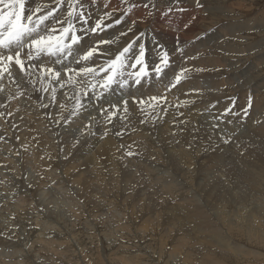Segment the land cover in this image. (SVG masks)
I'll return each instance as SVG.
<instances>
[{
    "label": "snow or ice",
    "instance_id": "1",
    "mask_svg": "<svg viewBox=\"0 0 264 264\" xmlns=\"http://www.w3.org/2000/svg\"><path fill=\"white\" fill-rule=\"evenodd\" d=\"M35 2L0 0V101H3L0 120L4 122L0 144L11 141L13 147L8 149L11 155L23 161L40 150L47 135L56 138L57 155L63 154L62 158L67 160L74 151H83L89 138L98 133L102 139L111 136L127 139V133H135L139 126L159 131L169 123L174 126L167 133L172 138L170 143H180L177 137L187 134L191 137L187 147H194L201 127L185 117L181 108H194L206 95L223 93L232 87L227 83L214 89L191 85L198 76L224 71L198 66L196 62L205 53L189 55L214 31L212 28L201 29L191 41L182 40L180 35L193 31L199 19L198 15L189 14L188 6L191 5L192 13H197L208 7V0H105L102 9H94L88 0H50L32 7ZM96 3L97 0H91L92 5ZM186 15L189 18L181 19L182 26L173 27L177 17ZM223 55L235 59L245 53ZM10 85L15 86L14 91L9 90ZM173 94L191 98L173 103L169 99ZM25 97L35 105V115H21L20 109H12L13 102ZM255 100L249 91L243 105L239 104L238 95L226 97L224 102L228 106L222 110L218 109L220 100L208 103L202 112L208 113L212 134L203 143L202 151L223 152L235 146L243 156L261 148L252 139L247 142L241 139L247 131L246 121H252L256 112ZM137 105V124L133 126L130 108ZM202 112L197 110V114ZM259 116L254 121L257 127L264 126V105ZM33 124L40 125L43 131L32 127ZM68 143L71 149L67 148ZM116 150L120 153L117 159L126 164L143 158L142 151L125 143L117 145ZM56 158L45 145L40 161ZM0 168L6 173L0 185H14L10 194L23 190L22 186L34 188L30 176L24 172L17 173L6 163H0ZM51 168L49 163L36 175L43 179V173ZM137 186L139 182L130 188ZM3 197L0 194V199ZM38 211L43 212V208ZM21 227L15 214L8 215L4 228L0 229V240L22 239L18 235ZM29 227L39 225L29 221Z\"/></svg>",
    "mask_w": 264,
    "mask_h": 264
},
{
    "label": "bare ground",
    "instance_id": "2",
    "mask_svg": "<svg viewBox=\"0 0 264 264\" xmlns=\"http://www.w3.org/2000/svg\"><path fill=\"white\" fill-rule=\"evenodd\" d=\"M240 1L241 0H238L237 2ZM97 2L100 9H102L104 7L105 0H97ZM47 3H50V0H39L38 2V4ZM88 3L91 4V0H88ZM242 4H239L240 6L236 8L239 11L236 10L237 12L234 13L230 10L231 6L229 4H225L223 0H208V7L205 10L197 13H192L191 5L188 6L189 14H196L198 15L199 19L197 20L196 28L193 29V31L180 34L182 40H193L194 36L200 34L201 29L207 30L212 28L214 30L208 33L207 37L202 43L197 44L195 51H189V55H195L196 52L205 53L204 57L196 62L198 66L217 67L224 69V71H221L218 75H206L203 78L198 76L191 82V85L196 88H200L201 85H206L207 87L213 89L222 87V85L225 83L232 85V87H230L226 92H213L209 95H206L204 97V101L202 103H197L194 108L191 106H188L187 108H181V111L185 112V117H188L193 122H195L197 127H201V131L197 135V139L193 142V148L190 149L186 145V142L191 139V137L187 134H181L177 137L180 143H170L172 138L171 136L167 135V133L170 130H174V126L169 123L165 124V126L159 131H150L147 127L139 126L135 133H132L131 131L127 133V139L116 138L114 136L102 139L98 133L95 138H89L87 146L83 151H74L72 156H70L67 160H64L62 158L63 154L59 156L57 155L56 144L54 143L56 138L45 135L43 137V143L40 145V150L34 151L30 156L24 158V160H29L33 163L27 162L25 167L22 166L23 169L19 168L17 165H21V161H15L17 158L13 160L12 158L15 156H11V154L10 157L12 158H7L6 163L10 167H14L17 173H20L18 170L19 168L22 169V171L20 170L21 172L26 171V174L29 176H33V170L40 171L41 167H47V165L51 163V170L43 173L45 183L51 182V180H53L49 179V176L45 175H50L52 178L53 176L51 175L54 174L53 168L55 167L58 169L59 167V169L62 170V173L59 174H62V176L64 175L63 179L61 176L62 181L65 182L64 184L68 185L70 192L73 187H76V194H74L75 192H73V190L72 198H70L71 200L68 203H64V201L62 203L59 202L58 200H60V198L56 200V196V198L54 197V199H52V195L50 196L49 193L45 192L48 187L44 191L42 185L44 182H41L40 178L38 177V182L32 191L29 189V192L26 194H20L18 195L19 197L15 196L17 202L10 205L8 213H13V211L18 209V219L20 220L17 221L24 220L26 218L27 212L29 210L32 211L26 207L30 206L29 204L32 203L35 193H38L37 191H39L40 193L38 194L41 195L40 200L38 199L39 196L37 200L41 201L46 206L51 204L49 210H51L52 214L56 212L52 211V209L55 208L58 211L59 209L57 205L60 204L61 206L59 207H62L63 210L65 209V211L62 210V212H66V209L69 210L70 208L75 213L76 217L79 218V220H82L84 215L90 214L91 217L95 216L98 218L95 214V212L98 210L97 208H102V203L107 201L108 203L112 204V207L125 210V213H123L122 216L127 218L125 219L126 221L130 220V223H132L127 224L125 221L120 219L122 224L119 225V229H116L114 232L120 231L119 236L121 241H123L126 237L125 231L128 229L127 227L142 225V223H139L141 220L136 216L138 212L141 213L143 218L145 217L144 222H150L160 226L162 229V235L159 243H151L152 237H148V240L145 239L143 242L148 244L146 248L150 250L146 251L147 258L153 260L154 264H160V261H162V259L160 260L161 257H169L171 259H176L177 257L178 261L176 264H221L227 259L234 262V264H248L249 261L242 255L245 252H243L240 247L236 246V242H234L233 235L236 232L234 231L233 234H230L228 228H225L228 225L236 224L239 228H241L243 232L242 236H245L246 240H248L251 245L258 242L264 243V209L263 211L261 209H259L261 211L254 210L251 213H239V209L241 208L240 204H242L240 197L244 198V196H246L242 191H240V197H237L236 200L232 201L235 203V208L238 209V213L233 216V218L227 219V209L229 207V203L231 202V200H226V197L230 198V196L227 195L229 194L228 186L236 184L227 178H231L236 182L238 180L245 179L248 182L245 184H247V186H251L249 188L264 193V173L261 176H254L255 170H264V126L257 127L254 122L256 119L261 118L259 116V111H261L262 105H264V9L260 10L254 15L252 14V16H249L247 19H245L243 15L249 9L252 11V8L249 6L250 4L243 6ZM234 5H236V3H234ZM205 11H207V15L204 14ZM188 18V15L183 18L177 17L176 23L173 25V27L182 26L181 19L186 21ZM228 18H230V21L225 25L223 20ZM214 22H216L217 25L214 26ZM252 29H256V31L249 33V31L251 32ZM254 35L259 36L258 42L249 41L255 37ZM231 37H236V39H231ZM168 39L171 40V37ZM188 47L191 48V45ZM224 52H243L245 55H238L235 59H233L230 55H223ZM5 83H7V81H5ZM14 89V85L9 86V90L14 91ZM184 91H188V86L185 87ZM249 91H251L256 97V112L253 113L252 121H246L248 124L247 131L244 132V136L241 137V139H243L245 142H247L249 139H252L254 142L261 144V148L249 151L243 156L238 154L235 146L228 148L223 152L212 153L202 151L203 143L206 142L207 137L212 134L209 129L208 113L202 112L203 108L212 101L220 100L221 103L218 105V109L222 110L228 105L224 102L225 100H222L221 98L225 97V95L229 93L238 95L239 104L243 105L245 103L246 94ZM189 98L191 97H185L177 94H173V96L169 97L173 103L178 102L179 99ZM22 99H25V103H22V101H20L21 103L13 102L12 109H20L21 115H26L27 113H32L35 115V105L32 104V101H29L26 97ZM34 99L35 96L33 97V100ZM0 103L2 102L0 101ZM197 110H201L202 115L197 114ZM138 112V105L135 107V109L130 108L133 126H136L137 124ZM189 113H191L190 117ZM26 118L30 119V117L27 116ZM168 119L171 120V117H168ZM3 127V120H0V128ZM32 127L40 128L41 132L43 131L42 127L38 124H33ZM189 127H191V125H189ZM0 132H2V130ZM133 141H135V143H133ZM121 143L131 145L133 150L138 149L139 151L143 152V158L138 159L141 164H134L135 160L131 161L129 164H126L117 159L120 153H118L116 149L117 145ZM7 145H12L13 147L12 142L8 143ZM45 145H47V151L51 152L53 156H56V159L52 161H40L39 157L45 150ZM66 146L67 148L71 149L70 143H68ZM6 149L7 148H5V151ZM1 152L2 151H0V153ZM234 152H236V154ZM4 154L1 153L0 156L3 155L4 157ZM152 156H155L156 159H150ZM23 163H25V161ZM137 163L139 162L137 161ZM219 163L223 164L224 167H217ZM124 164H126L125 167H123ZM152 164H161L167 168L165 167L164 170H159L154 165L150 166ZM132 166H135L134 168L136 169L131 170L130 168ZM30 169H32V171H30ZM213 171H216L217 173L212 175L213 178H209V175L213 173ZM136 173H140L141 175L137 176ZM226 174L227 176H225V183L227 188L220 186L221 182L219 181L222 178L220 176H224ZM244 174L249 175L243 176ZM195 175L207 176L205 180L210 184L207 185L206 181L201 182L200 185L193 186L194 188L190 187L191 190L189 187H187V189L182 192L180 186H176L174 180L166 178L167 176H182L185 183L190 185L193 179L192 176ZM142 177H147V179H142ZM44 178L42 181H44ZM71 181L76 186L71 185ZM137 182H139V186L130 188V185L136 184ZM119 185L124 188H120ZM4 187H6V185H4ZM22 188L25 189V186H22ZM54 188L56 189V186ZM0 191H2V189ZM117 193H120L122 197L124 196V199L121 202L116 198ZM184 193H190L189 197L180 196ZM58 194L59 193H57V195ZM176 199L178 202H174ZM161 201H163V203H161ZM57 202L59 203L57 204ZM27 204L28 206H26ZM43 204L39 206L42 207ZM204 205L213 209V213L207 212L211 219L213 215H216L217 218L221 217L224 220L222 226L219 227L225 234H222L221 231H213L209 223V217L204 214ZM34 206L33 209L35 208L34 212H36L37 208ZM39 206L38 208H40ZM84 209H87L88 213ZM242 209L243 208H241V210ZM44 212L46 213L47 210H44ZM38 215L41 216V214L37 213V216ZM56 217L58 218V216ZM61 218L63 219L64 217L61 216ZM96 218H89L90 222L85 220L83 224H87V227L89 224L93 226L97 220ZM108 221L106 220L107 225H109ZM40 222L41 221L39 220L34 223L32 221V224L39 225L40 227ZM44 222L45 221H43V223ZM77 222L79 223V221ZM186 222L189 223V225H186ZM45 226L47 225L45 224ZM123 226L126 227V229L122 232L121 229ZM216 227H218V225ZM41 230L42 229L40 227L37 229V232L41 234L40 232L44 231ZM140 230L142 233H144L143 229ZM91 234L93 233L91 232ZM41 238L42 237H39V247L51 255V262L53 264L55 262V258L57 260H63V262H66V264L70 261V259L66 260L65 258L67 254L65 251L69 247L68 242L59 240L57 244H54L56 241H58V239H46L45 237L42 239ZM167 240L171 241L170 244H168L169 241L167 242ZM96 242L97 244L99 243L98 241ZM124 243L125 242H123V244L119 245L118 247L116 246L114 251L110 254V262L112 264H133L130 260H128L129 256H122V253L124 252L123 248H125ZM3 244L5 243L3 242ZM62 244L65 245L62 246ZM100 246L103 248L102 242L100 243ZM97 247H99V245ZM11 251H13V254L16 253L14 248H12ZM71 252L73 254L74 251L71 250ZM8 254L9 251H4V249L0 246V255H2L5 260H8ZM96 254V257L89 256V258L91 257L93 260L88 259V255L86 253L83 255L87 257L90 264L108 263L107 260L103 259L99 248L97 249ZM114 255L116 256L114 257ZM114 259L116 260L114 261ZM11 261L12 264H16L14 258ZM172 264H174V262Z\"/></svg>",
    "mask_w": 264,
    "mask_h": 264
},
{
    "label": "rangeland",
    "instance_id": "3",
    "mask_svg": "<svg viewBox=\"0 0 264 264\" xmlns=\"http://www.w3.org/2000/svg\"><path fill=\"white\" fill-rule=\"evenodd\" d=\"M223 1H224L225 4H227V5L229 4L231 6L230 10L233 13L239 11L236 8L238 6H240L242 3H243L242 6L250 4L249 6H251L252 11H250V9H249L247 12H245V14L243 15L245 17V19H247V17H249V16H252V14L254 15V14L258 13L260 10L264 9V0H241L240 2H237L238 0L237 1L236 0H223ZM38 2H39V0H37L32 5V7H35V6L39 5ZM233 2L236 3L237 6L234 5ZM89 5H91V4H89ZM91 6L94 9L95 8H100L99 5H98V2L95 5H91ZM229 21H230V18L224 19L223 23L226 25V23L229 22ZM213 25L214 26L217 25L216 22H214ZM249 33H252V32L249 31ZM254 36L255 37H253L249 41L258 42L259 41V36L258 35H254ZM232 95H236V94L229 93V94L225 95V97H222L221 99L225 100L226 97L232 96ZM24 100L20 99L19 103H21L20 101H22V103L23 102L25 103ZM1 102H3V101H1ZM100 127H103V125H101ZM2 129L3 128H0V131ZM10 147L12 148V145L9 146L7 144H0V149H3V151L1 153H3V154L5 153L7 155V157H6L5 154H4V157H3V155L0 156V159H1L0 163H6L7 158H12V157H10L9 151H7ZM5 148H7L6 151H5ZM234 153L236 154V152H234ZM11 156H14V155H11ZM3 158H4V160H3ZM15 158L16 157H14L12 159L14 160ZM235 158H236V156H235ZM138 159L135 160L134 164H141V162ZM15 161H19V160L15 159ZM24 161H25V163H23ZM137 161L139 163H137ZM27 162L30 163L32 161L23 160V161L20 162L21 165H17V166L19 168L23 169L22 166L25 167L27 165ZM29 163H28V165H29ZM23 164H25V165H23ZM153 165L155 167H157L159 170H164V168L166 167V166H163L161 164H152L150 166H153ZM125 166H126V164H124L123 167H125ZM132 167L130 168L131 170L132 169L133 170L136 169V168H134L135 166H132ZM217 167L221 168V167H224V166H223V164L219 163ZM19 168H18V170H19V172H21L22 169H19ZM1 169H3V168H0V170ZM53 170H54V174L51 175V176H53L57 180V182H56V180L53 177L51 178L50 175L46 174L45 176H49V179H53V180H51L52 183L51 182L45 183V178H44V181H42V179H40L41 182H44L42 184L43 185V190L45 191V189L48 187L45 192L49 193L50 196L52 195L51 196L52 199H54V197L56 196L57 197V198L55 197L56 200H58L60 198V200H58L59 202L62 203L64 201V203L65 202L68 203L71 200L70 198H72L73 192H75L74 194H76V189L77 188L72 186L73 188H72V190L70 192L69 189H68V185L64 184L65 182L62 181V179L64 178L63 177L64 175L62 176V174L61 175L59 174V173H62L61 172L62 170L59 169V167H58V169L54 167ZM30 171H32V169H30ZM32 172H33V176H30V180H31V182L33 184L35 183L34 185H36L37 182H38V176L36 175V173L39 172V171L33 170ZM24 173L26 174V171ZM215 173H217V172L213 171V173H211L209 175V178H211V177L213 178L212 175H215ZM263 173H264V170H262V169L259 170V171L255 170V172H254L255 175L254 176H257V175L261 176ZM5 175H6L5 170L4 169L1 170L0 171V177H1L0 179H4ZM247 175H249V174H244L243 176H247ZM61 176H62V179H61ZM225 176H227V174L224 175V176H220L222 178L219 181L221 182L220 186L227 188V185L225 183V180H226ZM192 177H193V179L191 178L192 181H191L190 185L185 183V181H184L182 176H178V177L167 176L166 178L174 180L176 186H180L181 191L183 192V191H185L187 189V187L194 188L193 186H198V185H200L201 182H205L206 181L205 179H206L207 176L195 175V176H192ZM34 178H36V179H34ZM227 179L232 181V182H234V183H236V184L228 186L229 194H227V195H229L230 198L226 197V200H228V201L231 200V202L229 203V207L227 209V212H228L227 219L233 218V216H235L238 213V211H237L238 209L235 208V203H233L232 201L236 200L237 197H240V191H242L246 196H244V198L240 197V200L242 201L241 202L242 204H240V206L243 209L241 210V208H240L239 209V211H240L239 213H251L254 210H257V211H261L262 210L263 211V209H264L263 208L264 207V201H263L264 200V193L259 192V191L255 190V189L252 190L251 188H249L251 186H247V184H245V183H248L245 179L238 180L237 181L238 183L235 180L231 179V178H227ZM53 182H55V183L53 184ZM206 182H207V185L210 184L208 181H206ZM71 183H72V181H71ZM213 184H215V183H213ZM50 185H52V186H50ZM65 185L67 186V188H66ZM71 185H75V184L72 183ZM13 186L14 185H6V187H4V185H2V187H1V185H0V190L2 189V191H0V194H5L3 199H0V205H3V207L0 208V217H1L0 218V229L4 228V226H3V225H5L4 222H6L7 216L10 215V214H15L16 220H20V219H18L19 218L18 217L19 214L17 213V211H19L18 209L13 211V213L12 212L8 213V211H9L10 205L12 203L14 204V203L17 202V199H15V196L19 197L18 195H20V194L24 195L27 192H29V189L25 187V189L23 188L24 190H21L20 192L18 191L15 195H12L10 193H11V189H12ZM55 186H56V189L54 188ZM57 187H58V189H57ZM119 187L120 188H124V187H121V185H119ZM65 188H66L67 192L65 191ZM32 190H33V188L30 191H32ZM47 190H49V191H47ZM190 190H191V188H190ZM203 191H204V187H203ZM37 192L40 193L39 191H37ZM38 193H35V196L32 199L33 200L32 203L29 204L30 206H28V204L26 205V206H28L26 208L32 210V211L29 210L27 212V214H26L27 220L25 218L24 220L17 221V222H19V223L24 225V226L22 225L23 227H21V229L18 231V235L20 237H22V239H15L14 238L12 241L0 240V246L4 249V251H7V250L9 251V254L7 255V259L8 260H13V258H14L15 261H16V264H33V261H35L36 264H53L51 262V255L47 251H45L44 249H41L39 247V237H42V238L45 237L46 239H51V238L52 239L53 238L58 239V241H56L54 244H57L59 242V240H63L65 242H68L69 247L65 251L67 253L65 258H66V260L70 259V261L67 264H90L88 259H90V260L92 259L93 260V258H91V257H96L97 256L96 253H97V249L98 248L100 249V253H101L103 259L107 260V262H108L107 264H112L110 262V259H111L110 258L111 257L110 254L114 251L116 246L118 247L119 245L123 244V242H125L124 243L125 248H123L124 252L122 253V256H125V257L129 256L128 260H130L133 264H154L153 260L147 258L146 251H150V250L146 248L148 244H145L143 242H144L145 239L148 240V237H152L151 243H154V244L159 243L161 235H162V229L157 224L150 223V222H144L145 217L143 218L141 216L140 212H138L136 216L139 217V219L141 220L139 223H142V225L141 226H133V227L129 226V227H127L129 230L126 229V227L123 226L124 229L122 228L121 231L123 232L126 229V231H125L126 232V234H125L126 237H125V239L123 241H121L120 240V236H119L120 235V231L114 232L116 229H119V227H120L119 225L122 224L120 219L125 221L127 224H132V223H130V220L126 221L125 219H127V218L122 216L123 213H125V210H121L119 208H114V207H112V204L108 203L107 201H104L102 203V208H100V209L97 208L98 210L95 212V214L97 215L98 218H96L95 216L91 217V214L89 213L90 215H84V217H83L84 220L82 218H80L82 220H79V218L76 217L75 213L70 208H69V210L66 209L67 210L66 212H62L63 209H62V207H59V206H61L60 204L57 205V207H58V209L60 211L59 210L57 211V209L54 208V209H52V211H56V212L52 214L51 210H49V207L51 206V204L47 205L48 206L47 207L41 201H39L41 195H39ZM57 193H59V194L57 195ZM67 193H68V195H67ZM70 193H71V195H70ZM232 193H233L234 196L232 195ZM36 194H37V196H36ZM64 194H66V195H64ZM62 195H64V196H62ZM189 195H190V193H187V194L184 193V194H181L180 196L181 197H185V196L189 197ZM38 196H39V198H38ZM123 197L120 195V193L116 194V198L120 202L124 199ZM37 198L39 200H37ZM61 198H63L64 200L61 199ZM40 202H41V204H43L42 207H40L41 206ZM59 202H57V204ZM174 202H178V200L176 199V201H174ZM34 205H36V206H34ZM37 205L38 206L40 205L39 207L40 208H44V210H47V212L45 213L44 210H43V213H41V211L39 212L38 209H40V208H38ZM33 206L37 208L36 212H34L35 208L33 209ZM255 206H257V207H255ZM259 209H261V210H259ZM84 210H86V212H87V209H84ZM63 211H65V209ZM49 212H51V213H49ZM57 212H58V215H57ZM207 212L208 213H213V209H211L208 206L204 205V214L209 217ZM28 213H29V215H28ZM37 213L41 214V216L43 218L40 215L37 216ZM47 213H48V215H47ZM60 213H61V216L64 217L63 219L61 218ZM56 216H58V218ZM36 218H37V220H36ZM89 218L90 219H95V218L97 219L95 221V225L91 226L89 224L90 227L89 226L87 227V224H83L85 222V220H88L90 222ZM109 218L112 219V220H110ZM108 219H109V221H108ZM38 220L41 221L40 222L41 223L40 227H41L42 230H44V231L41 230L42 231V232H40L41 234H39V232H37V229L40 228V227H38V228L29 227V221L32 224V221L34 223V222H36ZM106 220L109 222V225H107ZM43 221H45L46 223L45 222L43 223ZM77 221H79V223ZM223 221L224 220L221 217L217 218L216 215H213L212 219L209 217V223H210L213 231L217 230L218 232L221 231L222 234H225L222 231V229L220 228L222 226ZM136 223H138V222H136ZM45 224L47 226H45ZM186 225H189V223L186 222ZM217 225H218V227H216ZM50 226L51 227L53 226V227L51 228ZM26 227H27V229H26ZM135 227H137L138 229L135 228ZM45 228H46V230H45ZM225 228H228L230 234H233L234 231L236 232L233 235L234 242H236V246L240 247L242 249V251L245 252L242 255H243V257L245 259H247L249 261L250 264H253V263L264 264V243L258 242L256 244H252L251 245L250 242L248 240H246L245 236H242L243 232H242L241 228H239L236 224L228 225ZM140 229H143L144 233H142ZM56 230H58V231H56ZM91 232L93 234H91ZM146 236H147V238H146ZM91 239H92V241H91ZM96 241H98L99 243L97 244ZM3 242L5 244H3ZM101 242H102L103 248H101V246H100ZM167 242H168V244H170L171 241L167 240ZM164 244H167V243H164ZM63 245H65V244H62V246ZM98 245H99V247H97ZM12 248H14L16 250L15 254L12 253L13 252V251H11ZM71 250L74 251L73 254H72ZM85 253L88 255L87 256L88 259H87V257L85 255H83ZM74 255H75V257H74ZM89 256H91V257L89 258ZM115 256L116 255H114V257ZM154 258H155V255H154ZM161 259H162V261H160V264H172L173 262H174V264H176V262L178 261L177 257H176V259H174V258L171 259L169 257H167V258L166 257H161L160 260ZM56 260L57 259L55 258L54 264H56V263L57 264H66V262H63V260H57V261ZM115 260L116 259H114V261ZM94 264H96V263H94ZM221 264H234V262H232L231 260L227 259L226 261H223Z\"/></svg>",
    "mask_w": 264,
    "mask_h": 264
},
{
    "label": "clouds",
    "instance_id": "4",
    "mask_svg": "<svg viewBox=\"0 0 264 264\" xmlns=\"http://www.w3.org/2000/svg\"><path fill=\"white\" fill-rule=\"evenodd\" d=\"M0 264H12L11 260H5L2 255H0Z\"/></svg>",
    "mask_w": 264,
    "mask_h": 264
}]
</instances>
